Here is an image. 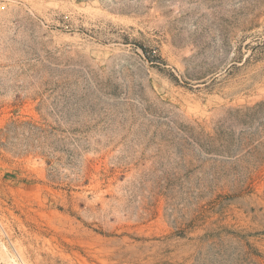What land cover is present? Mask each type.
<instances>
[{
  "label": "rangeland",
  "instance_id": "rangeland-1",
  "mask_svg": "<svg viewBox=\"0 0 264 264\" xmlns=\"http://www.w3.org/2000/svg\"><path fill=\"white\" fill-rule=\"evenodd\" d=\"M0 264H264V0H0Z\"/></svg>",
  "mask_w": 264,
  "mask_h": 264
}]
</instances>
